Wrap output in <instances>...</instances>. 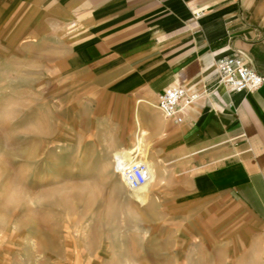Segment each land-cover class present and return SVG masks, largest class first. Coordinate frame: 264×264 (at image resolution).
<instances>
[{
	"label": "crops",
	"instance_id": "obj_1",
	"mask_svg": "<svg viewBox=\"0 0 264 264\" xmlns=\"http://www.w3.org/2000/svg\"><path fill=\"white\" fill-rule=\"evenodd\" d=\"M231 54L264 77V0H0V58L51 64L57 118L79 124L74 137L105 134L112 156L148 161L149 203L169 179L217 232L264 227V84L217 83ZM175 87L199 95L182 124L159 109Z\"/></svg>",
	"mask_w": 264,
	"mask_h": 264
},
{
	"label": "rangeland",
	"instance_id": "obj_2",
	"mask_svg": "<svg viewBox=\"0 0 264 264\" xmlns=\"http://www.w3.org/2000/svg\"><path fill=\"white\" fill-rule=\"evenodd\" d=\"M39 66L0 58V264H264V227L217 232L169 179L139 204L105 134L74 137L79 124L57 118Z\"/></svg>",
	"mask_w": 264,
	"mask_h": 264
},
{
	"label": "built area",
	"instance_id": "obj_3",
	"mask_svg": "<svg viewBox=\"0 0 264 264\" xmlns=\"http://www.w3.org/2000/svg\"><path fill=\"white\" fill-rule=\"evenodd\" d=\"M216 81L227 86L232 92L256 91L263 86L264 77L244 57L231 54L218 60ZM198 98V94L190 93L184 87L169 88L159 95V109L165 119L182 124L187 109L193 106ZM116 171L131 191L142 188L150 179L148 166L141 162L122 163L116 159Z\"/></svg>",
	"mask_w": 264,
	"mask_h": 264
},
{
	"label": "bare ground",
	"instance_id": "obj_4",
	"mask_svg": "<svg viewBox=\"0 0 264 264\" xmlns=\"http://www.w3.org/2000/svg\"><path fill=\"white\" fill-rule=\"evenodd\" d=\"M138 154L139 155L142 154L141 147L138 149ZM115 159L120 160V162H122V163H128V162L136 161V162L144 163V164H146L148 166L149 171H150V179H149L148 183L146 185H144L142 188L133 191L134 198L141 205L146 206L149 203V190L148 189L150 188L151 182L154 181V178H155V175H153L151 166L147 163L148 161L146 162L144 160H140L137 155H132L131 156L130 154H127L126 152H120L117 156H115ZM121 178L123 179L122 176H121ZM123 181H124V179H123ZM124 183H125V181H124Z\"/></svg>",
	"mask_w": 264,
	"mask_h": 264
}]
</instances>
